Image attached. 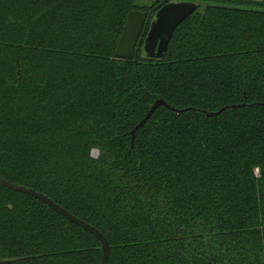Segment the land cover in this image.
I'll return each mask as SVG.
<instances>
[{
  "label": "trees",
  "instance_id": "16d2710c",
  "mask_svg": "<svg viewBox=\"0 0 264 264\" xmlns=\"http://www.w3.org/2000/svg\"><path fill=\"white\" fill-rule=\"evenodd\" d=\"M189 1L163 59L135 64L114 51L136 0H0V173L101 231L108 264H264V0ZM157 98L184 111L131 148ZM101 259L0 186V264Z\"/></svg>",
  "mask_w": 264,
  "mask_h": 264
},
{
  "label": "water",
  "instance_id": "95a60500",
  "mask_svg": "<svg viewBox=\"0 0 264 264\" xmlns=\"http://www.w3.org/2000/svg\"><path fill=\"white\" fill-rule=\"evenodd\" d=\"M168 0H165V2ZM197 9V5L194 3H169L160 9L155 16V22L157 25L165 30L163 36L154 37L152 40H146L143 47V56L147 60H162L167 50L168 43L175 28L181 24L189 15H191ZM146 15L139 11H130L127 15L126 22L124 24L121 36L117 43L114 51V56L119 59H130L134 60L135 64L138 63V59H134L135 45L143 26ZM160 39L158 49L156 51L157 40ZM166 107L172 111L180 112L184 110H177L161 99L157 98L146 113L144 118L131 130V148L134 146L135 134L142 128L145 123L149 120L152 114L159 107ZM231 108L236 107L235 105L229 106ZM226 108H222L217 112L207 113V117H216L220 115ZM0 186L7 188L11 191L22 193L31 196L45 205L49 206L54 212L64 217L71 223L79 226L83 230L93 235L100 242V250L102 252L101 264H108L110 245L101 231L96 227L86 223L85 221L75 217L72 213L64 209L63 207L56 204L52 199L44 195L43 193L37 192L31 188L16 185L6 181L0 173Z\"/></svg>",
  "mask_w": 264,
  "mask_h": 264
},
{
  "label": "flooded vegetation",
  "instance_id": "af4514ba",
  "mask_svg": "<svg viewBox=\"0 0 264 264\" xmlns=\"http://www.w3.org/2000/svg\"><path fill=\"white\" fill-rule=\"evenodd\" d=\"M169 3H194L197 5V9L195 11L202 7L200 3L197 4L189 0H168L166 2L165 0H136V5L138 8L131 11H139L144 13L146 17L136 41L134 59H145L143 56V47L146 40H152L154 37L163 36L165 33V30L159 27L157 22H155V16L160 9ZM159 41L160 39L157 40L156 51L158 49Z\"/></svg>",
  "mask_w": 264,
  "mask_h": 264
},
{
  "label": "rangeland",
  "instance_id": "374dc122",
  "mask_svg": "<svg viewBox=\"0 0 264 264\" xmlns=\"http://www.w3.org/2000/svg\"><path fill=\"white\" fill-rule=\"evenodd\" d=\"M93 156L96 157L97 156V153L96 152H93Z\"/></svg>",
  "mask_w": 264,
  "mask_h": 264
}]
</instances>
